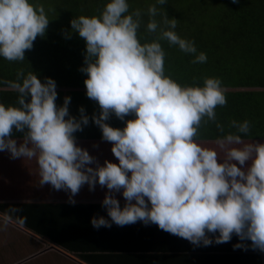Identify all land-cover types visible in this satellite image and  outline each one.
I'll return each mask as SVG.
<instances>
[{
	"label": "clouds",
	"instance_id": "clouds-1",
	"mask_svg": "<svg viewBox=\"0 0 264 264\" xmlns=\"http://www.w3.org/2000/svg\"><path fill=\"white\" fill-rule=\"evenodd\" d=\"M165 2L148 5L146 31L158 36L143 42L137 35L142 11H129V0H105L99 14L70 20L66 35L75 31L85 41L80 71L87 74L86 95L99 106L91 120L101 129V139L111 142L116 161L101 163L76 143L74 133L90 119L83 105L79 115L70 113L71 96L57 104L53 77L41 80L23 69L15 79H0V87L18 93L16 103L0 102V151L11 158L35 157L39 184L64 190L69 204L76 203L85 184L90 191L97 184L106 188L101 206L107 215L94 214L93 228L139 220L194 245L227 242L235 234L239 239L233 248L264 252V141L244 140L241 134L251 127L247 118L230 120L228 127L235 130L227 132L217 121L216 107L227 103L220 77L181 84L165 73L161 40L191 54L192 63L207 60L194 40L177 33V19L158 9ZM48 23L39 0H0V57L22 61ZM112 114L125 121L122 127L108 122ZM209 121H216L222 133L216 147L197 138ZM13 130L23 134L19 143ZM17 211L11 206L0 212V223L22 225L24 218L12 215Z\"/></svg>",
	"mask_w": 264,
	"mask_h": 264
},
{
	"label": "trees",
	"instance_id": "trees-1",
	"mask_svg": "<svg viewBox=\"0 0 264 264\" xmlns=\"http://www.w3.org/2000/svg\"><path fill=\"white\" fill-rule=\"evenodd\" d=\"M39 2L49 17L45 34L37 35L32 48L25 50L22 61L0 57V79H15L20 69L25 73L33 70L41 80L46 76L53 77L58 93L57 104L63 103L65 95H70V113L79 115V106L83 105L89 114L88 125L74 133L76 143L90 150L105 149L102 155L96 153L101 163L106 157L116 161L111 152V142L101 139V129L91 120V114L98 112L99 106L87 97L84 84L87 74L80 71L84 62L85 41L75 31L66 35L73 16L99 14L105 0ZM150 3L154 0H129V11L137 8L142 11L137 33L142 42L158 36V32L146 31ZM157 7L169 18L177 19L175 30L179 35L194 40L197 49L207 54L204 63H192L191 54L161 40L165 51V73L181 84L200 83L205 75L220 77L227 89V103L216 107L217 121L225 126L227 132L235 130L228 127L230 120L247 118L251 127L248 134H241L244 140L264 141V0H166L164 5ZM155 18L159 21L160 13ZM17 96L15 91L0 87V102L14 104ZM132 115L129 113L126 119ZM108 122L119 127L125 123L114 114ZM12 135L18 143L22 140L21 132L13 130ZM218 135L222 133L217 129L216 121H209L201 125L197 138L203 144L216 147ZM35 161V157L11 158L7 151H0V199L27 197L31 190L41 189L43 185L38 183L39 168ZM34 176L37 181L32 182ZM4 206L0 205V208ZM15 207L21 211L12 215L24 218L22 225L37 234L48 237V231L63 225L59 207L32 203L16 204Z\"/></svg>",
	"mask_w": 264,
	"mask_h": 264
},
{
	"label": "crops",
	"instance_id": "crops-1",
	"mask_svg": "<svg viewBox=\"0 0 264 264\" xmlns=\"http://www.w3.org/2000/svg\"><path fill=\"white\" fill-rule=\"evenodd\" d=\"M105 151L93 149L90 153L102 155ZM106 190L97 184L90 191L85 184L75 196L76 203L69 204L64 190L46 183L27 197L0 199V205H5L0 212L16 204L32 203L61 208L64 220L63 225L48 231V237L15 220L0 223V264H264V252L233 248L239 239L235 234L227 242L194 245L154 223L146 225L139 220L93 228L90 219L94 214L107 215L101 206ZM117 196L123 205L124 198L120 193Z\"/></svg>",
	"mask_w": 264,
	"mask_h": 264
},
{
	"label": "rangeland",
	"instance_id": "rangeland-1",
	"mask_svg": "<svg viewBox=\"0 0 264 264\" xmlns=\"http://www.w3.org/2000/svg\"><path fill=\"white\" fill-rule=\"evenodd\" d=\"M92 146H93V144H92ZM106 158H108V157H106ZM36 162V161H35ZM34 163V162H33ZM32 163V164H33ZM38 170V173H39V169H37ZM35 178V177H34ZM31 180V179H30ZM30 180H27L28 181V183L30 182ZM31 183V182H30Z\"/></svg>",
	"mask_w": 264,
	"mask_h": 264
}]
</instances>
